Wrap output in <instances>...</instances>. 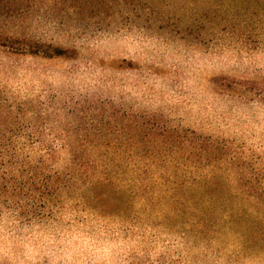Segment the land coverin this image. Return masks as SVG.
<instances>
[{
  "label": "rangeland",
  "instance_id": "rangeland-1",
  "mask_svg": "<svg viewBox=\"0 0 264 264\" xmlns=\"http://www.w3.org/2000/svg\"><path fill=\"white\" fill-rule=\"evenodd\" d=\"M0 33V124L14 119L4 109L25 106L39 112L21 115L16 132L53 139L78 126L95 137L110 117L122 152L127 126L150 120L240 158L228 175L188 149L166 158L177 171L155 164L141 176L124 159L109 171L125 198L100 203L103 215L70 202L58 222L26 225L4 209L0 264H264L258 208L246 204L250 221L229 202L246 197L234 189L238 168L260 188L253 199L264 193V0H141L132 12L38 0ZM27 40L67 56L12 52ZM86 187L79 196L89 197Z\"/></svg>",
  "mask_w": 264,
  "mask_h": 264
},
{
  "label": "trees",
  "instance_id": "trees-1",
  "mask_svg": "<svg viewBox=\"0 0 264 264\" xmlns=\"http://www.w3.org/2000/svg\"><path fill=\"white\" fill-rule=\"evenodd\" d=\"M69 2L73 9L78 6H122L129 12L135 10L141 0H55ZM38 0H0V25L8 22L12 18L22 17L30 13L37 5ZM7 36L0 33V47L6 45ZM19 42V41H18ZM23 42V41H22ZM24 44L13 48L16 54L28 53L42 57L67 56L66 51L59 46L40 44L39 42L27 40ZM0 102V116L1 106ZM23 109L13 113L12 108L4 109L6 118L0 124L3 126V133H0V211H7L14 215V218L26 225H39L46 223H56L64 215L70 206L76 209L88 210L96 215H103L109 211L100 203H107L109 199L116 200L125 198V194L118 189V178L113 180L110 177L111 168H116L120 162V169H123L124 159L131 161L126 168L131 169L139 176L145 173L155 164H159L161 170L170 171L172 168L177 171L176 166L168 165L166 160L169 156L184 154V150L191 151L195 156L197 152L202 159L207 161V167H217L223 174L233 173V164L240 163V158L235 155L228 157L225 149L212 141L199 139L193 141L186 136L178 137L174 131L170 130L160 122L135 121L130 123L126 141L131 146L122 152L117 151V143L114 139L121 137L119 128L112 126L110 117H104L99 121L93 132L79 133V127L75 131L67 134L59 133L53 139H47L40 134L31 133L28 135L16 132V127L21 129V125L27 110L38 113L31 107L23 106ZM14 116V117H13ZM38 116V115H36ZM2 119V117H0ZM38 118L37 121H41ZM2 125V126H1ZM126 126H123L124 129ZM115 133V134H114ZM105 147V149H99ZM66 161L62 167L57 163L61 160L62 153ZM210 159V160H207ZM181 166V164H180ZM157 167V166H156ZM97 169H100L97 173ZM238 168L236 174L241 176L239 184L234 186L237 193L246 195L239 198H229L232 205H236V214L239 218L247 216L248 220L253 217L247 203H253L258 211L254 217L260 231L264 234V193L260 198L253 199L255 193L260 191L257 185L246 181V176ZM100 173V174H99ZM130 173L122 170L117 175ZM226 179L225 175H222ZM254 180V177H253ZM246 183H245V182ZM87 185L89 197L78 195L79 190ZM210 185V184H209ZM221 185V184H220ZM208 187L207 184L204 185ZM215 190L218 186H214ZM233 187H228L226 193L230 194ZM264 192V191H261ZM151 193L148 188L147 194ZM113 203V201H110ZM215 203V202H214ZM233 207V206H232ZM71 209V208H70ZM236 216V215H235ZM217 220H220L217 218Z\"/></svg>",
  "mask_w": 264,
  "mask_h": 264
}]
</instances>
